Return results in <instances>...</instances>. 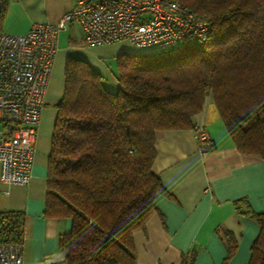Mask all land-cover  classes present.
<instances>
[{
  "label": "trees",
  "instance_id": "trees-1",
  "mask_svg": "<svg viewBox=\"0 0 264 264\" xmlns=\"http://www.w3.org/2000/svg\"><path fill=\"white\" fill-rule=\"evenodd\" d=\"M211 23L210 36L117 58V90L82 58L67 56L48 154L44 215L71 220L62 264H137L133 231L167 194L153 170L157 132L195 128L211 97L235 147L264 159V0H175ZM1 4V3H0ZM4 6L0 5V19ZM8 125V124H4ZM259 231L247 264H264V212L234 201ZM216 232L227 264L237 236ZM0 239L23 241V213L0 211ZM196 253L172 264H194Z\"/></svg>",
  "mask_w": 264,
  "mask_h": 264
},
{
  "label": "crops",
  "instance_id": "crops-1",
  "mask_svg": "<svg viewBox=\"0 0 264 264\" xmlns=\"http://www.w3.org/2000/svg\"><path fill=\"white\" fill-rule=\"evenodd\" d=\"M75 2L1 0L0 31L23 34L33 23L57 22ZM56 47L36 126L29 183L0 180V211L23 213L22 264H62L65 257L58 240L70 230L71 220L46 217L44 206L48 154L67 56L84 59L117 86L118 56L144 51L145 46L126 40L88 46L81 26L71 22L58 32ZM194 124L207 131L210 143H199L194 128L157 132L153 170L167 194L157 195L156 210L143 227L133 231L137 264L177 263L189 251L196 253L194 264H222L227 251L217 228L231 230L238 238L236 252L227 264L248 262L259 226L238 215L234 201L244 198L254 211L264 212V159L237 150L211 97L194 116Z\"/></svg>",
  "mask_w": 264,
  "mask_h": 264
},
{
  "label": "built area",
  "instance_id": "built-area-1",
  "mask_svg": "<svg viewBox=\"0 0 264 264\" xmlns=\"http://www.w3.org/2000/svg\"><path fill=\"white\" fill-rule=\"evenodd\" d=\"M1 3V0H0ZM77 22L88 46L121 40L165 51L205 41L211 23L175 0H76L57 22L33 23L23 34L0 31V180L27 185L36 126L56 52L57 34ZM195 138L210 143L197 126ZM0 264H22V248L0 239Z\"/></svg>",
  "mask_w": 264,
  "mask_h": 264
},
{
  "label": "rangeland",
  "instance_id": "rangeland-1",
  "mask_svg": "<svg viewBox=\"0 0 264 264\" xmlns=\"http://www.w3.org/2000/svg\"><path fill=\"white\" fill-rule=\"evenodd\" d=\"M143 50L144 51H133V52H129V53H137V54H151V53H155L156 51H151L152 50V48H150V47H143ZM146 50V51H145ZM141 52V53H140ZM104 85H105V87L107 88V89H109V90H112V91H116L117 90V86H115L114 84H112L111 83V80H109V79H107V78H105L104 79ZM10 125V124H9ZM9 125H4V124H2V123H0V131L1 130H3L4 128H6L7 126H9Z\"/></svg>",
  "mask_w": 264,
  "mask_h": 264
}]
</instances>
